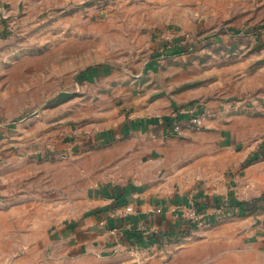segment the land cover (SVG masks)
Segmentation results:
<instances>
[{"label": "crops", "instance_id": "obj_1", "mask_svg": "<svg viewBox=\"0 0 264 264\" xmlns=\"http://www.w3.org/2000/svg\"><path fill=\"white\" fill-rule=\"evenodd\" d=\"M31 1L0 0V33L24 23L29 12L23 9ZM162 44L156 51L154 44L141 51L134 48V58L127 53L117 56L115 63L122 62L121 66L88 65L84 80L74 76L73 70L67 76L61 74L60 85L75 83L76 91L82 90L59 93L40 117L25 114L16 122H0L2 144L10 150L8 158L0 161L3 178L19 172L27 179V170L33 168L35 189L28 188L20 196L26 202L27 197L41 202L39 175L43 165L49 166L50 187L73 202L70 215L61 224L56 222L53 240L45 249L40 204L2 208L1 214L18 212V216L6 220L2 214L0 228L9 222L11 229L39 231L34 252H14L3 262L0 258V264H156L166 250L187 238L191 227L177 220L174 210L191 201L189 189L197 181L207 184L195 198L206 212L214 201L229 197L257 201L255 212L215 221L208 228L216 240L235 248L240 243L244 250L257 248L258 264H264V160L260 155L264 152V104L232 110L215 101L209 104L204 127L193 129L183 108L197 101L196 81L201 75H190L195 65H190L187 52L170 54L179 44ZM54 77L59 86L60 76ZM262 85L258 82V87ZM62 125L70 129L78 125L87 132L75 155L37 160L10 154L15 148L31 150L39 135L53 133ZM254 156L259 158L245 165ZM207 199L210 205H203ZM128 205L134 210L126 211ZM32 210L33 220L27 216ZM18 244L21 250L27 241Z\"/></svg>", "mask_w": 264, "mask_h": 264}, {"label": "rangeland", "instance_id": "obj_2", "mask_svg": "<svg viewBox=\"0 0 264 264\" xmlns=\"http://www.w3.org/2000/svg\"><path fill=\"white\" fill-rule=\"evenodd\" d=\"M40 2L38 5L37 0L35 5L32 0L26 10L23 9V12L29 13L21 26L15 24L13 30L0 33V122H16L25 114L40 117V113L49 108L59 93L80 92L82 88L76 91L75 83L68 86L59 84L63 83L61 78L70 74L71 70L74 76L80 77L85 72L84 68L91 64L107 62L121 66L122 62L115 63L117 56L127 53V57L134 58V48L141 51L154 44L156 51L163 46V42L171 46L177 43L180 48L183 45L194 46L185 56L190 60V65H195L189 70L190 75H201L196 81L199 83V97L183 109L197 103L208 108L215 101L232 110L264 104V74H260L264 71V0ZM68 48L73 50L68 51ZM56 73L60 76L59 86L55 83ZM253 82H257L255 87ZM258 82L263 85L258 87ZM86 134L81 126L75 125L70 129L62 125L53 133L39 135L31 150L15 148L10 154L17 157L34 156L37 160H51L53 156L65 159L81 150L78 147L83 144ZM2 142L0 135V161L8 158L10 151ZM260 155L264 160V152ZM42 171L39 177L43 182L39 187L41 189L38 188L44 194L39 199L41 202H35L33 197H27L26 202L21 196L35 189L34 169L27 170L26 179L19 172L3 178L0 168V210L20 204H30L32 207L40 204L42 247L45 249L53 240L56 222L61 224L63 217L70 215L73 202L64 192L50 187L49 166L43 165ZM194 183L189 189L191 201L198 202L195 198L207 184L204 181ZM228 183L232 186L233 181ZM231 186L230 189L233 188ZM230 198L214 201V204L211 201L209 209L231 204ZM254 203L257 206L256 200ZM203 205H210V201L207 199ZM248 214H236L230 218ZM14 215L18 216V212L3 214L6 220ZM27 216L33 220L34 211ZM226 219L229 218L222 220ZM9 226L7 222L6 228H0L1 262L3 258L20 251L34 252L36 247L34 237L39 230L11 229ZM209 229L212 228H190L186 232L187 238H182L184 242L171 246L156 264H258L260 257L257 248L244 250L242 243L235 248L216 240ZM210 237L213 239H208ZM21 241H27V244L19 250L18 243Z\"/></svg>", "mask_w": 264, "mask_h": 264}, {"label": "built area", "instance_id": "obj_3", "mask_svg": "<svg viewBox=\"0 0 264 264\" xmlns=\"http://www.w3.org/2000/svg\"><path fill=\"white\" fill-rule=\"evenodd\" d=\"M189 115L187 124L195 128H203L210 110L204 108L198 103L190 106L185 110ZM180 130V125H175V131ZM220 207H215L213 210L206 212L203 210L202 206L198 202L190 201L189 203L180 204L174 210V216L177 220H183L187 223V226L191 228H203L208 227L215 221L233 217V215H239V208L232 206L231 204H226ZM133 207L126 206V211H133ZM160 211V210H158Z\"/></svg>", "mask_w": 264, "mask_h": 264}, {"label": "trees", "instance_id": "obj_4", "mask_svg": "<svg viewBox=\"0 0 264 264\" xmlns=\"http://www.w3.org/2000/svg\"><path fill=\"white\" fill-rule=\"evenodd\" d=\"M263 27V26H262ZM187 47V48H186ZM186 47L183 45L182 48L176 47L173 49L170 54H181V53H186L194 49L193 45H186ZM197 47H195L196 49ZM86 75L83 73L82 76L78 77L79 80H84ZM259 156H254V158L250 157L246 162L245 165L250 164L252 161L257 160ZM232 206H236L239 208V214H245V213H253L255 212L258 208L255 206L254 201L251 202H246V201H237L234 200L233 198L230 200ZM257 208V209H256Z\"/></svg>", "mask_w": 264, "mask_h": 264}]
</instances>
